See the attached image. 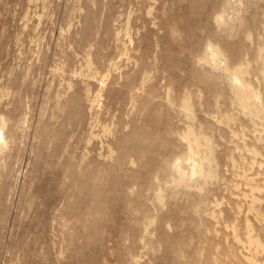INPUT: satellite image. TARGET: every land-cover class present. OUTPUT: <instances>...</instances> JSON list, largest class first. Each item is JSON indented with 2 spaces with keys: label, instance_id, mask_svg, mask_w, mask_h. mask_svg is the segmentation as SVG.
Returning a JSON list of instances; mask_svg holds the SVG:
<instances>
[{
  "label": "rangeland",
  "instance_id": "obj_1",
  "mask_svg": "<svg viewBox=\"0 0 264 264\" xmlns=\"http://www.w3.org/2000/svg\"><path fill=\"white\" fill-rule=\"evenodd\" d=\"M0 264H264V0H0Z\"/></svg>",
  "mask_w": 264,
  "mask_h": 264
},
{
  "label": "bare ground",
  "instance_id": "obj_2",
  "mask_svg": "<svg viewBox=\"0 0 264 264\" xmlns=\"http://www.w3.org/2000/svg\"><path fill=\"white\" fill-rule=\"evenodd\" d=\"M221 16V15H220ZM220 21V20H219ZM236 80V79H235ZM248 97V96H247ZM247 99V98H246ZM192 159V158H191ZM191 159H189V160H191ZM195 170V169H194ZM194 170H193V172H194ZM198 171V170H197ZM195 174V173H194Z\"/></svg>",
  "mask_w": 264,
  "mask_h": 264
}]
</instances>
